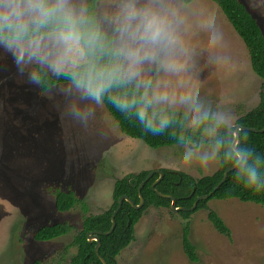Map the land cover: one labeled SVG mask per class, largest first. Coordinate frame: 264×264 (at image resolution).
I'll return each instance as SVG.
<instances>
[{
	"label": "rangeland",
	"instance_id": "rangeland-1",
	"mask_svg": "<svg viewBox=\"0 0 264 264\" xmlns=\"http://www.w3.org/2000/svg\"><path fill=\"white\" fill-rule=\"evenodd\" d=\"M53 1L78 16L85 4ZM242 1L264 31V0ZM98 10L100 24L123 55L117 66L144 90V109L154 116L170 108L187 114V127L206 115L229 127L264 96V79L216 2L102 0ZM40 15L35 0H19L14 15L0 10V18L13 23ZM85 59L79 40L62 33L28 41L0 38V264H70L77 247L69 245L85 212L108 210L115 182L129 174L174 170L200 179L220 168L215 142L220 130L214 122L200 144L153 148L122 132L102 100L83 85L64 83L39 92L36 65L59 73ZM51 186L74 190L87 211L82 204L57 211ZM210 211L223 219L231 237L214 227ZM63 220L74 225L70 233L34 240L36 229ZM188 223L196 263L183 246ZM135 237L117 264H264V206L211 199L189 219L169 207L150 206Z\"/></svg>",
	"mask_w": 264,
	"mask_h": 264
},
{
	"label": "trees",
	"instance_id": "trees-1",
	"mask_svg": "<svg viewBox=\"0 0 264 264\" xmlns=\"http://www.w3.org/2000/svg\"><path fill=\"white\" fill-rule=\"evenodd\" d=\"M102 0H85L80 16L64 8L53 0H35L40 9V17L33 22L13 23L0 18V38L7 41L33 40L51 34L62 33L76 37L83 49L85 62L63 72L50 73L42 66L36 65V75L39 92L45 93L58 84L74 83L83 85L89 92L105 104L109 113L118 122L120 129L126 135L143 140L153 148L172 146L174 144H200L206 126L214 122L213 117L206 115L194 125L187 127L188 116L185 112L170 108L162 110L158 117L144 109V90L137 81L124 76L122 65L123 55L115 37L104 30L99 22L98 3ZM194 0H183L191 3ZM216 2L242 38L250 54L254 72L264 79V31L258 19L250 12L242 0H212ZM220 133L215 138L219 151L220 168L213 175L195 179L190 175L163 170V179L152 188L159 178L155 173L142 187L145 198L142 208L136 209L127 200L123 201L121 209L115 215L116 227L110 234H99L101 245L99 253L95 252L97 241L90 242L88 234L97 231L107 232L112 226V215L117 210L121 196L130 197L135 204L140 203L139 187L151 171L129 174L115 182L113 204L100 214H89L85 202L72 189L63 190L51 186L55 195V208L65 213L82 204L86 213L81 230L74 236L69 246H76L77 252L70 264H103L100 256L108 264H117V257L135 240V226L150 206L169 207L171 200L158 195H173L177 206L190 208L197 198L212 195L200 200L194 210H181L179 213L185 219L207 206L211 199H239L244 202H254L264 206V132L249 129L240 131L238 149L243 153V161L236 169L230 171L226 181L217 189L225 171L236 164L239 157L233 150V135H229L227 126L214 122ZM246 128H264V96L259 105L238 118L236 121ZM256 172V182L248 185L249 174ZM259 191H256V189ZM50 189V188H49ZM55 189V191H54ZM209 219L222 234L231 237V231L223 219L215 212H209ZM74 228L68 220L44 225L36 229L33 238L36 241H50L67 235ZM183 246L192 262L198 261L196 246L190 240L189 223L183 229ZM37 260L35 264H40Z\"/></svg>",
	"mask_w": 264,
	"mask_h": 264
},
{
	"label": "water",
	"instance_id": "water-1",
	"mask_svg": "<svg viewBox=\"0 0 264 264\" xmlns=\"http://www.w3.org/2000/svg\"><path fill=\"white\" fill-rule=\"evenodd\" d=\"M245 129H249V130H253V131L264 132V128H263V129H260V130H258V129H256V128H246V127H244V126H242V125H240V124H237V123L234 124V125L229 126V127H228L229 135H233V136H234V140H233V143H232V147H233V149L235 148L237 151H240V150L238 149V144L240 143V131H241V130H245ZM235 152H236V151H235ZM240 152H241V151H240ZM242 161H243V158L239 157L238 162H237L236 164L232 165L231 167H229V168L225 171L222 181H221V182L219 183V185L215 188V190H217V189H218V188H219V187H220V186L226 181V179H227V177H228L230 171L236 169L237 166L240 165ZM155 173H158V174L160 175L159 178L153 183L152 188L155 190V186H156V185H157V184L163 179V177H164V172H163V171H160V170H158V171H151V172L149 173V175L147 176V178L141 183V185H140V187H139V195H140V203H139V204H135L134 201H133L130 197L126 196V195L121 196V197L119 198V205H118L117 210L114 211V213H113V215H112V226H111V229H110L109 231H107V232L97 231L96 233L91 232V233L88 234V240H89L90 242H92V241H94V240L97 241V244H96V246H95V252H96L97 254L99 253V247H100V245H101V238H100L99 234H103V233H105V234H110V233H112V232L114 231V229H115V227H116V219H115V215H116L117 212L121 209L122 204H123V201H124V200H127V201H128L129 203H131V205H132L133 207H135L136 209H140V208H142V207L144 206V204H145V198H144V196H143L142 193H141V189H142V187L147 183V181H148L151 177H153V175H154ZM157 193H158V195H160V196H162V197H164V198H169V199L171 200L170 209H171V211H173V212H180L181 210H194V209L197 207L198 202H199L200 200L207 199V198H209V197L212 195V193H211L210 195H203V196H200L199 198H197V200L195 201V203H194V205H193L192 207H190V208H186V207L177 206V199H176V197H174L173 195L163 194L162 192H159V191H157ZM100 259L102 260L103 264H108L107 261H106L103 257L100 256Z\"/></svg>",
	"mask_w": 264,
	"mask_h": 264
},
{
	"label": "clouds",
	"instance_id": "clouds-1",
	"mask_svg": "<svg viewBox=\"0 0 264 264\" xmlns=\"http://www.w3.org/2000/svg\"><path fill=\"white\" fill-rule=\"evenodd\" d=\"M18 9H19V0H0V10L9 11L11 14L14 15L17 13ZM233 150L236 151V155L238 157L243 158L242 152L237 151L235 148ZM255 182H256V172L255 170H252L249 174V180L247 186H252L255 184ZM256 191H259V189L257 188Z\"/></svg>",
	"mask_w": 264,
	"mask_h": 264
}]
</instances>
